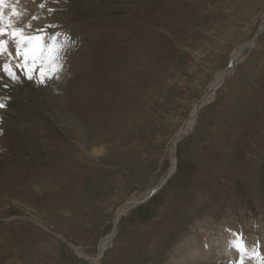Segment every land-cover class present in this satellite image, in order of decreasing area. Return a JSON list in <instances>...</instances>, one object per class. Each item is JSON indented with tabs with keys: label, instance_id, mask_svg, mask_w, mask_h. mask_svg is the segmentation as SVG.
I'll list each match as a JSON object with an SVG mask.
<instances>
[{
	"label": "rangeland",
	"instance_id": "rangeland-1",
	"mask_svg": "<svg viewBox=\"0 0 264 264\" xmlns=\"http://www.w3.org/2000/svg\"><path fill=\"white\" fill-rule=\"evenodd\" d=\"M49 5L79 42L65 81L0 80V264H94L115 210L157 189L174 135L264 18V0ZM257 40L178 142L167 183L121 216L99 264H197L174 259L185 240L206 230L218 237L226 224L229 238L254 246L226 262L264 264V29ZM246 70L261 76L263 99L248 102L260 116L219 126L220 97ZM206 263L223 262L198 264Z\"/></svg>",
	"mask_w": 264,
	"mask_h": 264
},
{
	"label": "clouds",
	"instance_id": "clouds-1",
	"mask_svg": "<svg viewBox=\"0 0 264 264\" xmlns=\"http://www.w3.org/2000/svg\"><path fill=\"white\" fill-rule=\"evenodd\" d=\"M56 12L49 0H0V80L10 81L5 88L23 85L25 78L38 86L70 78L68 57L79 38L53 19Z\"/></svg>",
	"mask_w": 264,
	"mask_h": 264
},
{
	"label": "bare ground",
	"instance_id": "bare-ground-1",
	"mask_svg": "<svg viewBox=\"0 0 264 264\" xmlns=\"http://www.w3.org/2000/svg\"><path fill=\"white\" fill-rule=\"evenodd\" d=\"M262 19H263V21L260 25V28H258L257 33L254 34V36L252 37V39L250 41H247V42L241 44L233 52L232 57L230 59V64H229L228 69L222 70L221 72H219L217 74L215 79L209 85L207 92H205L203 94L202 98L193 105L192 110H191L188 118L185 119L183 125L179 128L177 133L174 135L173 139L171 140L172 143H171V149H170L171 168L166 173L167 175L164 173L166 176L162 177L163 182L160 181V184L158 186L159 188L157 187V189L155 191L150 188V189L146 190L142 194V196L137 197V198L132 197L125 204L121 205L120 207H118L115 210V213H114L115 219L113 222L114 223L113 230L107 236H105L102 239V241L99 245L98 257H97V259H95L96 262L94 264H99L98 262L102 261V257L104 256L106 250L112 245L113 240L117 234V225H118V222H119V219L121 218V216L124 215L128 210L133 209L135 205L137 206V205L141 204L144 200H149L150 198H152L151 196H149V194L153 193V195H154L158 190L162 189L163 186L167 183L168 179L170 178V176L172 175V173L175 171V169L177 167V153H176V151H177L178 142L180 141V139L184 135H186L193 128V125L196 122V119L198 118V114H199L200 110L202 109V107L214 98L217 90L225 84L226 79L229 78L233 74L234 70L237 69L238 64L241 60V59L239 60L240 54L243 53L248 47H252V46H255L257 44V42H256V41H258L257 37L259 34H261V32L264 29V18H262ZM205 224H206V222H205ZM226 225L220 227L218 237L215 236V238H213L212 236H208V234H209V233L207 234L208 230L204 229L207 232H204L203 234H194V236L186 239L185 240L186 244L183 247L181 246L182 247L181 250L178 251L179 255L175 256L176 258H174V259L176 261L182 262V263H190L191 262V263H197L198 264V263L209 261V262H218V263L223 262L222 264H228L226 262V259L232 258V260H233L235 257H237L238 250H237V247L235 246L233 239L229 238V237H231L230 233H233L235 235V231L234 232L228 231L229 229H233V228H229V227H227L228 225L227 226ZM260 231H262V228ZM222 232H226L227 241H226V239L224 240L225 236L222 235ZM254 241L256 242V239ZM227 242L229 243V247L227 245ZM245 243H246V247L248 250H250V251L254 250V249H252V247H254V246H250L247 242H245ZM247 249H245V250H247ZM223 251H226L227 254L228 253H230V254L228 256L220 255L221 253H223ZM240 260L237 261V263H240L241 262Z\"/></svg>",
	"mask_w": 264,
	"mask_h": 264
},
{
	"label": "crops",
	"instance_id": "crops-1",
	"mask_svg": "<svg viewBox=\"0 0 264 264\" xmlns=\"http://www.w3.org/2000/svg\"><path fill=\"white\" fill-rule=\"evenodd\" d=\"M249 70V69H248ZM248 70L242 72L241 74L238 72L237 74H235V76H237V78L239 79L240 83H242V85H240V87L235 86V88L233 90L230 91V93H224L223 95H221V103L219 104L218 109L216 110V118L214 121H216L218 124L220 123L219 126H221V123L223 122H230L232 124H236L234 121H237L239 126H245L248 123H251L252 121H257V119H251L252 116L254 115L255 112V116L259 117V113H256L255 111V104L254 103H248L253 101L254 99H263L262 97V92H260V90L258 89V84H262V82L260 81V77H259V73L254 71H249L250 74H252V76L249 77V75H243V73H248ZM248 73V74H249ZM262 87V86H261ZM241 92L245 95V98H241V101L237 100V95L238 93ZM223 96V97H222ZM227 96V97H225ZM239 97V95H238ZM230 99V106L227 104V100ZM237 100V101H236ZM227 104V112L229 116H225L223 115V112H226V110H224L225 106ZM223 107V108H222ZM244 108H248L249 110V116L247 115H243V113L241 112L242 110H245ZM229 110L232 113H229ZM235 110H238L239 113H237ZM247 118L249 120H247ZM233 121V122H231ZM210 136V135H209ZM213 136L208 137L209 140L213 139ZM201 157H203V155H201ZM237 167L234 166L233 169H236Z\"/></svg>",
	"mask_w": 264,
	"mask_h": 264
},
{
	"label": "snow or ice",
	"instance_id": "snow-or-ice-1",
	"mask_svg": "<svg viewBox=\"0 0 264 264\" xmlns=\"http://www.w3.org/2000/svg\"><path fill=\"white\" fill-rule=\"evenodd\" d=\"M4 107V104L3 102H0V108H3ZM230 231V230H229ZM235 243V246L241 251V252H244L245 251V247H244V242L242 240V237L237 240V241H234ZM241 264H243V259H241Z\"/></svg>",
	"mask_w": 264,
	"mask_h": 264
},
{
	"label": "water",
	"instance_id": "water-1",
	"mask_svg": "<svg viewBox=\"0 0 264 264\" xmlns=\"http://www.w3.org/2000/svg\"><path fill=\"white\" fill-rule=\"evenodd\" d=\"M167 175V174H166ZM166 175H163V177H165ZM160 183H158V185H159ZM153 195V193H151V194H149V196H152ZM148 200H144L141 204H143V203H145V202H147Z\"/></svg>",
	"mask_w": 264,
	"mask_h": 264
}]
</instances>
